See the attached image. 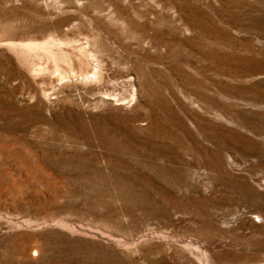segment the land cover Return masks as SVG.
I'll return each instance as SVG.
<instances>
[{"label":"rangeland","instance_id":"obj_1","mask_svg":"<svg viewBox=\"0 0 264 264\" xmlns=\"http://www.w3.org/2000/svg\"><path fill=\"white\" fill-rule=\"evenodd\" d=\"M0 264H264V0H0Z\"/></svg>","mask_w":264,"mask_h":264},{"label":"bare ground","instance_id":"obj_2","mask_svg":"<svg viewBox=\"0 0 264 264\" xmlns=\"http://www.w3.org/2000/svg\"><path fill=\"white\" fill-rule=\"evenodd\" d=\"M48 43V42H47ZM44 44V43H43ZM43 46V45H42Z\"/></svg>","mask_w":264,"mask_h":264}]
</instances>
